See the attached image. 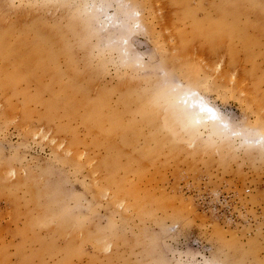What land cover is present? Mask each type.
I'll use <instances>...</instances> for the list:
<instances>
[{
	"label": "rangeland",
	"instance_id": "374dc122",
	"mask_svg": "<svg viewBox=\"0 0 264 264\" xmlns=\"http://www.w3.org/2000/svg\"><path fill=\"white\" fill-rule=\"evenodd\" d=\"M99 1L0 0L11 39L41 25L68 48L38 80L0 88V264H264V0H117L141 20L124 44L106 17L117 2ZM69 83L62 100L105 102L106 122L86 126L84 106L42 118L38 88ZM189 90L225 131L177 120ZM109 112L132 125L128 142Z\"/></svg>",
	"mask_w": 264,
	"mask_h": 264
},
{
	"label": "bare ground",
	"instance_id": "6f19581e",
	"mask_svg": "<svg viewBox=\"0 0 264 264\" xmlns=\"http://www.w3.org/2000/svg\"><path fill=\"white\" fill-rule=\"evenodd\" d=\"M105 1V0H104ZM117 2V0H107L106 2H102L100 5L101 9L106 10V8L111 6L110 2ZM101 2V0L99 1ZM181 2V1H180ZM184 3V2H183ZM116 5V4H115ZM99 7V6H98ZM117 7L112 14H106L107 20L112 21L109 25V29H111L112 33H116L113 39L119 42L120 44H124V42L128 41L129 38L134 37L138 29L140 28V21L137 19L138 13L134 10L133 5L131 7L126 6L125 4H119L117 2ZM223 10V9H222ZM218 13L221 16L223 12L220 13L218 9ZM93 12V11H92ZM108 12V11H107ZM232 11H228V13ZM225 13V12H224ZM230 13V15H231ZM191 14V13H190ZM189 15V14H188ZM234 15V14H232ZM222 17V16H221ZM224 17V15H223ZM41 25L33 26L29 29L21 30L18 34L17 38L11 39V33L9 30L0 29V72H5V74L0 75L1 82L0 88L3 90L8 87H12L13 85H17L20 81L28 83L29 81L38 80L36 74L43 73L50 66H56V63L60 52L68 49L64 46L65 43L63 41L62 32L59 38L62 40H57V36L59 35L57 30L51 29L50 31L43 32V30L38 29ZM50 33V34H48ZM57 40V41H56ZM66 42V41H65ZM130 42V41H129ZM62 43V44H60ZM126 44V43H125ZM61 45V46H60ZM69 45V44H68ZM127 45V44H126ZM64 49V50H63ZM68 51V50H67ZM70 51V48H69ZM68 51V52H69ZM70 55V54H69ZM68 56V54H67ZM57 81V80H56ZM55 84L57 82H54ZM39 87V86H38ZM57 91H51L47 87L41 88L38 90L48 92L49 101L45 104L46 112L42 116V118L51 122L55 119L61 118H73L75 114V110L84 106L87 107L86 114L80 120L88 127L91 125L99 126V124H103L106 122L104 109L107 108L106 103L102 102H87L86 100H62L67 95L75 96L78 92V87L74 83H69L64 86H57ZM180 112L176 115L177 120L181 118L180 114H183L182 117L189 118L193 125H197L199 128H212L210 132L217 131H225V129L229 126L227 120L223 117V115L210 104L208 100L202 97L195 90L184 91L180 94ZM38 96V93H36ZM129 96H123L121 98V103L123 104L122 110L125 113L130 114L129 109ZM26 100H40L38 97L33 99L26 98ZM99 100H107L106 95H102ZM139 103L142 104L141 101ZM179 110V109H177ZM182 110V111H181ZM110 113V120H108L110 127H113L112 131L115 129L119 130V135L121 136L123 143L128 142V129L132 128L131 126H123L118 125L115 121L118 118V115L115 112ZM175 113V112H174ZM175 115V114H174ZM185 115V116H184ZM110 121H112L110 123ZM150 117H146L142 120L143 124L151 126ZM117 125H116V124ZM134 125V124H133ZM196 129V128H195ZM60 132L64 130V128L58 129ZM210 130V129H209ZM212 132V133H213ZM109 133V132H107ZM261 138V143H262ZM249 141V140H248ZM260 143V142H259ZM260 143V144H261ZM76 140H72L71 145H75ZM128 144V143H127ZM105 170L109 173L108 185H115L117 187L118 182L115 181L112 174L118 169L112 162H105L103 164ZM120 190V187H117ZM30 193L34 194L33 190H30ZM131 192H126L124 195L130 196ZM119 195H123L121 191H119ZM136 206V205H135ZM46 210V209H45Z\"/></svg>",
	"mask_w": 264,
	"mask_h": 264
}]
</instances>
